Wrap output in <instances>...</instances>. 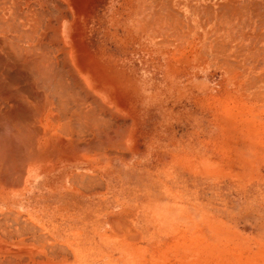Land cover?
<instances>
[{
	"label": "rangeland",
	"instance_id": "1",
	"mask_svg": "<svg viewBox=\"0 0 264 264\" xmlns=\"http://www.w3.org/2000/svg\"><path fill=\"white\" fill-rule=\"evenodd\" d=\"M111 1L93 0L97 21L105 18ZM209 1L169 0L170 20L163 21L161 8L139 0L145 21H133L134 28L140 34L162 32L170 43L169 64L181 75L159 80L144 111L133 104L134 134L144 140L134 141L133 148L142 150L131 160L133 171L127 177L122 173L120 186L121 200L133 201V214L121 215L116 232L95 230L94 217L83 230L74 221L76 229L60 239L74 244L76 264H264V28L233 30L226 13L214 12L218 21L208 32L203 23L210 12L202 17L193 4ZM105 4L107 11L100 10ZM113 24L123 37V24L117 18ZM259 35L262 41H256ZM100 36L94 38L98 48ZM133 38L132 49L140 40L135 33ZM205 61L208 67L202 66ZM124 66L133 70L128 62ZM131 161L119 164L106 186L109 192L119 187L120 170Z\"/></svg>",
	"mask_w": 264,
	"mask_h": 264
},
{
	"label": "bare ground",
	"instance_id": "2",
	"mask_svg": "<svg viewBox=\"0 0 264 264\" xmlns=\"http://www.w3.org/2000/svg\"><path fill=\"white\" fill-rule=\"evenodd\" d=\"M117 1H111L105 18L97 21L96 12L91 11L93 0H0V264H67L71 256L73 261L68 264L78 262L73 243L72 253H63L51 236L76 229L66 223L71 217L82 218L89 196L86 192L98 193L97 188L114 181L122 161L132 160L137 96L138 104L149 105L151 90L158 87L159 80L181 75L168 60L163 64L145 60L133 77V70L124 64L133 68L130 40L137 30L133 32V12L129 10L123 22L128 41L119 38L113 24ZM232 2L211 0L193 6L202 17L210 12L203 23L209 32L217 20L213 21L215 10L228 15L235 5ZM97 32L102 35L99 48L94 39ZM229 32L224 34L229 37ZM261 35L256 41L264 39V30ZM208 65L205 61L202 66ZM143 111L135 112V123Z\"/></svg>",
	"mask_w": 264,
	"mask_h": 264
},
{
	"label": "crops",
	"instance_id": "3",
	"mask_svg": "<svg viewBox=\"0 0 264 264\" xmlns=\"http://www.w3.org/2000/svg\"><path fill=\"white\" fill-rule=\"evenodd\" d=\"M166 1L168 3H166ZM232 1H233L232 3L235 2L234 4L237 6H236V8H234L235 5H233L232 6L233 9L231 8V10H229V12L231 13V17H230V13H228V15H227L228 16V20H227V23H228L227 27L228 28H231L230 26H234V27H232L233 29L236 28V29H242V30H245V29L248 30L249 28H264V22H263L264 21V15H262V14H264V4L263 5L261 4V3H264V0L263 1L262 0H232ZM213 2H216V3L220 2L221 3V2H223V0H220V1L219 0H213ZM118 3L119 4H118L117 9H116L117 16L116 15L115 16L117 19H119V22L121 24H123V22L126 20V16H127V13L129 10H132V12H133V21H138V20L141 21L144 19V18H142V16L138 17L139 13H137V11L139 10V8H138L139 4H140L139 0H130L129 2L127 0H120ZM151 3L153 4V6H157L159 8L161 7V11H162L161 15L168 14L169 6H167V5H169V0H151ZM254 3L256 4V6L254 5ZM104 6H105L104 8H99V9L103 10V11H107L106 4ZM130 6H131V8H130ZM260 6H262V7H260ZM249 7H250V9H249ZM243 9H245V10H243ZM253 9H255V10L252 12ZM164 10L166 13H164ZM110 11H112V10H110ZM215 13H217V9L215 10ZM250 13H251V15H250ZM236 14H238V15H236ZM239 14L242 16H240ZM259 16H261V17H259ZM167 17H168V15H167ZM167 17L165 19H168ZM140 18H142V19H140ZM158 18L159 17H157L156 19L159 20ZM237 18L238 19L240 18V19L234 20ZM261 18H263V21L260 24L259 20ZM162 20L164 21V16H162ZM162 20H161V22H162ZM243 21H245V22L243 23ZM107 23L108 22H105V24H107ZM259 26H261V27H259ZM122 27L124 28V24ZM124 29L122 30L123 37H119V38L122 41L127 42L128 40L126 38ZM134 29L135 28L133 25V32H135L137 30L135 32V34H136V36L140 37V40L136 44L137 45L136 48L131 49V51H133V77H135L139 74L140 69L142 68L141 62H143L145 60L152 63V64L153 63L154 64H156V63L163 64V62L166 63L167 60L169 61V51H168L169 50V46H168L169 42H168V39L163 36L162 32H159L160 35L158 32L157 33L155 32L154 36L155 35L156 36L154 37V36H152L153 34L146 32L145 29L142 30L141 34L139 32L140 31L139 27H138V29H135V31H134ZM161 34H162V36H161ZM149 38L151 40H149ZM154 38H156V39H154ZM133 40H136V39L133 38ZM133 40H130L132 46H133ZM165 53L167 55H164ZM135 103L138 104V101H135ZM135 103H133V104H135ZM138 107L144 109L145 106H144V104H138ZM146 139H148V137H146ZM133 140H135V142H139V141H143L144 138H141L140 135L135 133V134H133ZM139 145H141V144H139ZM141 150H142L141 147L138 145L135 148H133V157L136 154H138L139 151H141ZM132 161H133V159H132ZM132 161H131V163L128 164L127 167L124 166L121 168L120 178H119L120 182L118 183L119 187L117 189H115L112 192H109V189H107L105 186L104 187L102 186L101 188H97L98 193H96V194L94 192L93 193L86 192V194L89 196L85 199V200H87V203L85 204L86 206L81 210L82 211V215H81L82 218L79 219L77 217H74V218L71 217L69 220H67L66 224H70L72 226L74 221H78V222L80 221L81 225L78 228L83 230L84 227L87 226L86 222L89 221L92 217H94L95 228L96 227L100 228L97 231H99V230L103 231L106 228V231L109 230L110 232H116L117 228L120 227V224H117V223H119V221H120L119 219L121 218V215L126 214V213L133 214V201L132 200L130 201L128 199L127 200L126 199L121 200V198H120V193H121L120 186L122 184L123 178L127 177L126 174L128 175L133 171V162ZM122 162L124 163V161H122ZM134 162L139 164L140 160L136 159V160H134ZM122 173H124L125 177H122ZM70 204H74V202L71 201ZM112 218H114V223L111 222ZM51 237H52L53 242L55 243V247L61 246L60 249L64 250L63 253H66V252L72 253V247H71L72 242L69 240H66L68 238L66 233H64L61 236L54 235ZM62 237L66 238V239H60ZM62 246H64V247H62ZM72 261H73V258L71 256L66 263L67 264L72 263Z\"/></svg>",
	"mask_w": 264,
	"mask_h": 264
}]
</instances>
